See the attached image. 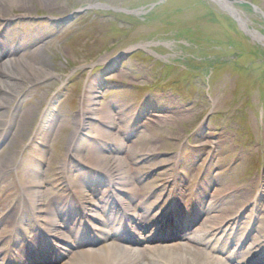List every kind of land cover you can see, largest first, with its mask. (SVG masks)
<instances>
[{"label": "rangeland", "instance_id": "1", "mask_svg": "<svg viewBox=\"0 0 264 264\" xmlns=\"http://www.w3.org/2000/svg\"><path fill=\"white\" fill-rule=\"evenodd\" d=\"M32 1L30 11L7 8L6 16L0 18L1 44L16 46L21 35L37 28L21 41L19 50L42 45L47 63L39 80H26L20 93L9 94L15 99L9 117L32 104L39 111L13 166L0 175V188L18 187L20 174L39 168L41 173L33 180L40 195L46 189L56 194L58 178L44 173L55 150L71 167L91 149L102 152L89 145L96 143L88 127L77 135L81 143L89 142L85 150L73 162L67 155L79 110L88 96L96 109L123 111L120 122L131 137L156 141L155 147L150 141L149 151L141 156L126 158L128 165L148 173L130 178L131 189L144 184L147 195L137 194L132 201L123 190L124 202L140 203L144 197L157 198L158 203L171 201L174 175L188 201L205 181L199 193L206 191V198H201L199 206L194 203L193 209L201 207L208 216L217 211L233 214L238 219L230 230L232 238L223 235L219 241L225 237L231 251L242 244L238 260L255 257L259 252L253 251L264 246V0H46L51 4L48 8ZM20 61L30 62V57ZM56 103L60 108L47 143L34 150L33 131ZM160 107L163 111H158L183 122L158 121L154 115ZM147 117L155 123L135 127ZM99 118L100 114L93 115L97 124ZM8 126L0 138V160L12 135ZM60 127L65 130L60 132ZM116 153L123 157L124 149ZM180 167L185 170L178 171ZM166 168L168 172L162 174ZM90 178L95 181L88 183ZM64 184L73 191L71 201H81L76 190L94 202V187L108 189L106 181L87 171L82 175L73 170ZM109 193L114 199V192ZM213 198L219 199L215 208L210 205ZM178 199L175 206L184 211L186 200L181 195ZM228 254L215 252L225 260Z\"/></svg>", "mask_w": 264, "mask_h": 264}, {"label": "bare ground", "instance_id": "2", "mask_svg": "<svg viewBox=\"0 0 264 264\" xmlns=\"http://www.w3.org/2000/svg\"><path fill=\"white\" fill-rule=\"evenodd\" d=\"M37 1L40 5L44 4L46 8L51 6L46 0ZM31 5H34L32 0H0V18L6 16L7 8L28 12ZM234 14L240 17L237 11H234ZM36 31L37 28L30 33L24 34L23 37L21 35L16 46H12L13 42H9L8 45L0 43V53L9 55L0 58V138L3 137L10 122V117L13 116L12 122L8 126V129L12 132L8 150L0 160V175L13 166V158L17 152H20L21 143L32 131V126L39 111V107L32 104L25 106L23 110H19L17 114L14 112L10 117L8 115L9 109L15 102L14 96L12 97L9 94L16 95L20 93L25 87L26 80L29 82L39 80L41 72L47 66L41 49L42 45L38 44L28 51L19 50L22 44L21 41ZM26 56L30 57V62L20 61V58ZM45 73H47L46 76L51 75L48 72ZM91 104L87 96V100L82 103L79 110L77 127L69 140L68 150L70 151H68L67 155L70 160L75 159L77 158L76 155H80L85 150L86 144L88 145L89 142L81 143V139L77 138V135L88 127L94 131L93 141L96 143L89 145L95 146L96 149L102 152H96L91 149L92 151L88 155L82 156L84 160H80L78 164H73L71 167L66 163L65 156L55 150L46 161L48 162L45 164L47 170L44 173H47V171L52 172L54 177L58 178L57 182H63L68 179L69 174L73 170H77V173L79 171L82 175L87 171V173H92V176L94 175L100 182L106 181L108 189L94 187L93 190L97 194L94 202L84 196L83 193L81 195L77 191L76 196L81 201H71L70 194L66 196V193H63L61 189L53 195L46 189L42 190L39 201L35 202L40 191L33 189L35 187L33 179L38 176L37 174L41 173L40 169L32 168L25 174H20L19 188L10 189L7 188L9 186L6 184L3 189L0 188V250L10 254L11 261L15 264H28L29 261L25 259V262H23L25 257L23 254L26 255L24 248L27 245L39 247L38 245L40 242L42 243V240L47 242L50 237H57L66 232L74 233V231L82 229L83 232L90 230L91 233L80 235V237L79 235L75 236L74 241L68 239V242H72L78 249L77 252L73 251L74 253L72 255L69 254L68 259L66 257V260L60 263H58V258L65 256L67 251H59L58 256L55 258H53V255L47 258L42 256V264H242V260L237 259L241 254V250L231 251L232 246H228L225 239L220 244H217L227 230L233 228V224L231 225L233 214L226 212L223 215L224 211H217L218 214L208 216L201 207L197 210L193 209L194 203L199 206L201 198H206V191H203L202 195L199 193L203 189V185L206 184L205 181L198 184V192L193 193L190 198L194 202L185 204L184 208L187 213H184L185 210L183 211L181 206L176 205L167 218L170 216L169 219H172L173 215H176V217L172 220L168 219L165 223L166 225L162 224V221H158V219L152 223L151 218L153 217L147 215V211L157 204L158 201H155L157 198L153 199V197L152 201H148L150 198L147 200L144 197V199H140V203L138 200L135 204L124 202L121 194L123 190H126L132 201L137 194L144 196L145 193L147 195V188L144 184L141 187H135V191L133 188L131 189L130 178L138 177L148 173V171L144 170L141 172L138 168L128 165L126 158L135 159L136 156H141V154L149 151L147 145L152 142V147H155L156 141L153 139L150 140L151 142L145 141L141 139V136L131 137L129 132H126L125 125L120 122L124 120L123 111L113 113V111L109 110L105 112L104 110L96 109L95 105L91 106ZM59 108L57 103L56 108L51 105L39 129L33 131L35 134L33 138L34 150H41L42 148L40 147L47 143V138L55 122V111ZM155 110L158 114L154 116H157L158 121H164L165 118H173L176 121H180V123L183 122L178 116L174 118L172 115L169 116L166 115L167 113L158 111H163L161 107ZM94 114H100L98 124L95 123V120L93 121ZM151 120L155 123L152 118L147 117L146 121H142V124L134 125H136L135 127H140V125L147 127ZM63 130H65V127L59 128L60 132ZM6 137L7 134H5ZM123 149L124 156H117L116 152ZM60 158H62V161H60ZM58 164L60 165L58 166ZM184 170V167H180L178 171ZM167 172L168 168L162 174ZM107 177L110 179L107 180ZM92 179L94 178H90L91 181ZM97 184L100 183L98 182ZM182 188L184 187L179 189L181 199L185 197V195L182 196ZM109 190L111 193L114 192V199H112ZM18 192L24 194L23 198L25 201L35 202L28 209H22L23 212L21 214L19 212L14 213L17 207L21 205V202L17 205L18 202L14 201ZM152 196H156V194ZM217 200L219 199L213 198L210 200L211 208L216 207ZM160 204L159 209L166 208L165 215L174 206V202L172 203L171 201H162ZM118 205L119 209H123L128 214L125 213L128 223L131 225L130 232L122 230L125 225L120 224L118 228L110 225L111 223L107 216L114 213L115 207ZM11 206L12 208H10ZM91 208H98L99 212L93 213ZM139 210L142 212H138ZM147 219H150V221L146 222ZM173 221L176 223L170 224ZM227 221L229 223H226ZM95 222L98 223L95 224L96 227L93 225ZM108 223L109 225L106 226L105 224ZM90 224L93 226L90 227ZM150 224L154 226L152 229H150ZM100 225H105V227L103 228ZM60 229H64L66 232ZM38 234H41L43 239L37 236ZM214 236V242L209 243ZM10 242L12 243V248L7 246ZM67 245L71 246L70 244ZM48 250L44 251L52 254L50 253L51 250ZM259 250L260 248H256L253 252H258ZM215 252L229 254L225 260V258L215 255ZM255 260L257 261H249L250 264H264L263 258ZM246 262L248 263V261H244L243 264Z\"/></svg>", "mask_w": 264, "mask_h": 264}, {"label": "trees", "instance_id": "3", "mask_svg": "<svg viewBox=\"0 0 264 264\" xmlns=\"http://www.w3.org/2000/svg\"><path fill=\"white\" fill-rule=\"evenodd\" d=\"M151 14H152V13H151ZM151 14H150V15H151ZM151 16H152V15H151Z\"/></svg>", "mask_w": 264, "mask_h": 264}]
</instances>
